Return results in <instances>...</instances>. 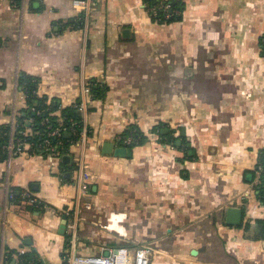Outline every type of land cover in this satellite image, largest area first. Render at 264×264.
Wrapping results in <instances>:
<instances>
[{
	"label": "crops",
	"instance_id": "obj_1",
	"mask_svg": "<svg viewBox=\"0 0 264 264\" xmlns=\"http://www.w3.org/2000/svg\"><path fill=\"white\" fill-rule=\"evenodd\" d=\"M179 1L181 18L158 23L144 0H93L81 13L72 0H0V125L27 107L23 73L46 105L82 102L87 130L62 154L0 160V264H23L21 254L67 264L79 160L92 208L81 210L76 253L264 264V0ZM228 207L241 209L238 224Z\"/></svg>",
	"mask_w": 264,
	"mask_h": 264
},
{
	"label": "built area",
	"instance_id": "obj_2",
	"mask_svg": "<svg viewBox=\"0 0 264 264\" xmlns=\"http://www.w3.org/2000/svg\"><path fill=\"white\" fill-rule=\"evenodd\" d=\"M93 0H72V7L78 12L89 10V5ZM166 8L169 5L165 6ZM152 12H155V9L152 8ZM21 88L25 91L24 85H21ZM85 92L89 91V86L84 88ZM79 110L84 108L82 102L75 104ZM31 110L36 114L40 113V110L36 107H31ZM29 124H33L34 117L30 116L25 119ZM47 121L46 118H42L40 123L45 124ZM76 122L72 121L70 126V131L77 136V139L71 143L83 140L87 133L86 127L81 124L80 127L75 126ZM78 125V123H77ZM18 126H22L17 120L13 122V126L9 130L8 140L5 144L1 146V149L5 150L10 154H18L29 149H36L38 152L48 153V154H59L61 149H58L57 146L62 147V140L60 139L61 132L65 130V127L59 128H50L47 125V131L41 143H38L35 147L32 142L27 141V137H32L33 135L39 134V131L34 130L30 126H25L21 130V136L17 137L15 135V130ZM51 137L55 138V141H51ZM57 139V140H56ZM27 147V148H26ZM60 147V148H61ZM26 148V149H25ZM68 148V147H67ZM66 148V150H67ZM76 176L73 180V185L76 189V196L74 205L71 210L66 211V216L68 217V249L66 252V263L67 264H151L150 258L148 255V250L146 248L139 249H126V248H116L108 250V254H78L76 253V228L80 220L81 210H90L92 208V202L88 199L91 188V175L88 170L82 166V162L79 160L76 164ZM256 172L258 178L260 179L264 175V166L261 161H258L256 166ZM27 202L37 203L38 200L33 197H27L25 199ZM24 200V201H25Z\"/></svg>",
	"mask_w": 264,
	"mask_h": 264
},
{
	"label": "trees",
	"instance_id": "obj_3",
	"mask_svg": "<svg viewBox=\"0 0 264 264\" xmlns=\"http://www.w3.org/2000/svg\"><path fill=\"white\" fill-rule=\"evenodd\" d=\"M146 3V7L149 9L152 18L158 23L170 22L174 20H179L181 18V11L183 8L182 3L179 0H144ZM169 5V7H165ZM152 8L155 9V12H152ZM18 83L20 85H24L25 95L27 99V107L20 112L17 117V121L22 124V126H18L15 130V135L17 137L21 136V130L25 126H30L34 130L39 131V134L33 135L32 137H27V141L33 143L34 147L41 143L43 137L45 136L47 129V125L50 128H59L65 127V130L61 132L60 139L62 140V147L57 146L58 149H61V154L66 151L68 145L77 139V136L71 133L70 126L71 122H76L73 127H80L82 124L80 112L77 106L68 105L61 106L58 101L52 102L50 105L45 104V99L43 97H39L35 93L37 79L26 74H20L18 76ZM92 93H97L99 91L97 83H90ZM31 107H36L40 110L39 114H36L31 110ZM58 114L61 116V121L58 120ZM33 116L34 122L33 124L27 123V121L23 120L27 117ZM42 118H46L47 121L45 124H41L40 121ZM78 123V125H77ZM10 128L6 125H0V160L5 159L6 151L1 149V146L5 144L8 140V133ZM70 132V136L66 137L65 133ZM130 135L134 139V143H143L146 139L145 135L138 131H130ZM52 142L55 141L54 137L50 138ZM57 140V139H56ZM131 141V145L133 144ZM61 147V148H60ZM262 162V161H261ZM263 164V163H262ZM260 191L264 190V175L260 178ZM21 260L23 264H40V262L34 258V256H30L28 254H21Z\"/></svg>",
	"mask_w": 264,
	"mask_h": 264
},
{
	"label": "water",
	"instance_id": "obj_4",
	"mask_svg": "<svg viewBox=\"0 0 264 264\" xmlns=\"http://www.w3.org/2000/svg\"><path fill=\"white\" fill-rule=\"evenodd\" d=\"M69 135V134H67ZM118 142H121L120 140H118ZM103 149L106 152H111L113 151V153L115 155H119V156H130L131 155V150L130 147L127 146H117V147H113V143L112 142H104L103 144ZM64 160L68 159V156H64L63 157ZM241 215H242V211L239 208L236 207H228L226 208V221L230 224H238L241 220ZM66 224V216L63 217L62 220V227L64 228ZM192 253L195 254L196 250L193 249ZM108 254V252H105V255Z\"/></svg>",
	"mask_w": 264,
	"mask_h": 264
},
{
	"label": "rangeland",
	"instance_id": "obj_5",
	"mask_svg": "<svg viewBox=\"0 0 264 264\" xmlns=\"http://www.w3.org/2000/svg\"><path fill=\"white\" fill-rule=\"evenodd\" d=\"M81 222H79L78 223V226H77V228L75 229L76 230V237H80V232L82 231V230H84V228H79V224H80ZM82 227V226H81ZM115 231V230H114ZM116 233H117V231H115Z\"/></svg>",
	"mask_w": 264,
	"mask_h": 264
}]
</instances>
